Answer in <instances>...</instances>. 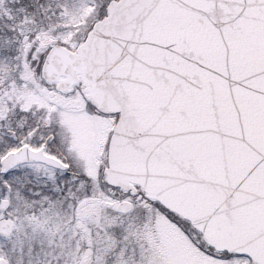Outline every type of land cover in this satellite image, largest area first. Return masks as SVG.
Listing matches in <instances>:
<instances>
[{"label": "snow or ice", "instance_id": "obj_1", "mask_svg": "<svg viewBox=\"0 0 264 264\" xmlns=\"http://www.w3.org/2000/svg\"><path fill=\"white\" fill-rule=\"evenodd\" d=\"M0 264H264V0H0Z\"/></svg>", "mask_w": 264, "mask_h": 264}]
</instances>
